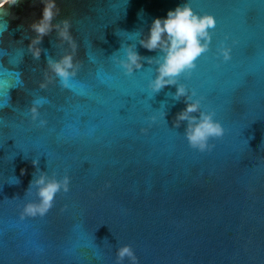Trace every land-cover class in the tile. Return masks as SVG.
Listing matches in <instances>:
<instances>
[{
  "label": "water",
  "instance_id": "water-1",
  "mask_svg": "<svg viewBox=\"0 0 264 264\" xmlns=\"http://www.w3.org/2000/svg\"><path fill=\"white\" fill-rule=\"evenodd\" d=\"M183 2L56 0L54 23L70 20L78 45L71 88L46 65V55L71 51L55 30L39 60L28 51L39 0L0 12V264H116L123 244L139 264H264V0H187L217 20L211 50L181 77L225 128L211 152L189 147L187 122L173 126L185 107L168 95L174 86L147 91L154 65L128 77L112 56L131 43L155 56L135 33ZM226 36L232 59L222 63L215 53ZM36 99L46 101L44 127L30 116ZM162 104L167 123L149 127ZM36 158L49 175L68 174L70 191L44 218L21 221L19 207L35 199L26 191Z\"/></svg>",
  "mask_w": 264,
  "mask_h": 264
},
{
  "label": "clouds",
  "instance_id": "clouds-1",
  "mask_svg": "<svg viewBox=\"0 0 264 264\" xmlns=\"http://www.w3.org/2000/svg\"><path fill=\"white\" fill-rule=\"evenodd\" d=\"M20 2L21 0H0V12L6 9V5L11 7ZM39 2L43 5L41 17L29 26L35 35L27 38L30 40L27 46L28 51L33 59L39 60L42 52L46 54V50L40 47L43 38L55 30L57 39L67 43L71 51L58 59L46 55V65L63 88H71L70 80L76 77L80 66L75 61L78 45L71 33V21L64 19L54 23L60 12L56 0H39ZM216 24L217 20L213 15L194 11L191 3L185 0L174 9L168 10L165 17L154 18L147 32L135 33L137 38L134 41H138L139 46L148 52H155V56L141 55L136 43L122 44L121 50L112 55L123 75L128 77L143 69L144 62L154 65L155 75L148 80L146 86L147 91L152 95L159 93L167 86L175 87V92H170L168 95L173 101H180L183 98L185 107L175 114L173 126L179 128L182 122H187L183 135L189 147L201 153L213 150L215 145L210 141L222 138L225 128L216 118L215 111L204 109L203 97L198 96L196 89L181 82V77L187 80L197 69L198 58L211 50ZM3 31H7V28L5 27ZM3 31H0V36L3 35ZM228 39L226 36L216 48L215 58L222 63L232 59V47L226 43ZM121 51L122 56L118 55ZM47 82L49 81L46 76V82L41 83L40 87L46 88ZM45 102L43 99H36L30 108L32 121L38 122L40 127H44L47 123L41 118L39 111ZM166 115L162 104L160 110L148 117L149 127L158 119H163L167 123L164 119ZM145 131L146 129H141V132ZM31 164L36 171L33 173V179L29 182L26 193H32L35 189V199L27 200L19 207L21 221L26 218H44L52 209L57 194L70 191L71 178L68 174L58 177L57 173L53 172L49 175L48 172L39 168L38 158L33 159ZM25 173L26 169L22 168L21 175ZM15 183H19L16 178ZM115 255L116 264H125L126 260L128 264H139V258L130 244H123L116 248Z\"/></svg>",
  "mask_w": 264,
  "mask_h": 264
},
{
  "label": "snow or ice",
  "instance_id": "snow-or-ice-1",
  "mask_svg": "<svg viewBox=\"0 0 264 264\" xmlns=\"http://www.w3.org/2000/svg\"><path fill=\"white\" fill-rule=\"evenodd\" d=\"M192 7H193L194 11H196V8H195V6H194V5H192ZM199 58H200V57H199ZM199 58H198V59H199ZM197 67H198V65H197ZM194 71H195V70H194ZM194 71H193V72H194ZM192 75H193V73H192ZM192 75H191V76H190V77H189L187 80H190V79L192 78ZM210 142H211V141H210Z\"/></svg>",
  "mask_w": 264,
  "mask_h": 264
}]
</instances>
